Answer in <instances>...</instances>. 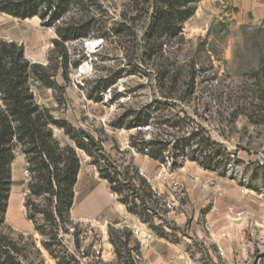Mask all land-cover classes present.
Instances as JSON below:
<instances>
[{
  "label": "rangeland",
  "instance_id": "374dc122",
  "mask_svg": "<svg viewBox=\"0 0 264 264\" xmlns=\"http://www.w3.org/2000/svg\"><path fill=\"white\" fill-rule=\"evenodd\" d=\"M83 1L71 9L70 17L83 21L94 19L93 33L90 38L68 44L71 58L69 82L66 83L62 71H58L55 78L64 87L62 97L58 93L57 101L56 94L50 89L51 103L40 106H48L46 108L55 119L68 121L74 127L102 140L105 151L111 154L112 159L119 160V163L125 161L127 165L131 158H135V164L143 170L146 179L152 180V175L162 170H179L168 166V162L173 161L172 153H165V163L152 162L131 148L130 137L137 135L136 130L117 129L111 124L126 110L145 106H152V110L156 103L168 106L170 115L178 114L182 119L187 116L190 119L189 126L203 130L201 139L209 141L206 153L215 156L218 163L216 172L219 174L228 175L243 184L242 179H249L248 172L252 170L256 173L264 169V28L239 24L230 17L222 16V13H219V18L210 17L208 11H205L206 15H197L188 20L179 38L163 42L161 59L148 60L143 56L141 63L139 54L143 44L142 36L148 27L146 1ZM201 1L196 4V10L199 5L203 6ZM7 19V29L2 30L5 34L24 35L25 40L32 45H37L42 39L43 61L35 58V62L43 66L56 65L58 54L52 43L57 37L54 28L43 26L39 17L27 21ZM121 23L125 25L122 28L119 27ZM113 29L119 35H113ZM31 48L36 49V46ZM76 62L77 67L74 66ZM84 67L86 70H82ZM163 70H168L170 76L177 75L186 82L193 75L196 81L194 94L182 99L186 89L183 87L173 97H161L155 76ZM119 72L122 73L120 79L113 86L112 92L104 95L102 102L88 99L86 89L98 76L113 77ZM36 81H30L33 93L41 84ZM118 94L120 96L114 100ZM53 133L61 145L73 144L58 127H53ZM158 133L157 122L151 120L143 132V138L149 140ZM171 135H174L173 132ZM167 138L173 139L172 136ZM17 152L15 158L20 157ZM191 155L202 161L205 154L186 153L189 159L180 168L191 163L201 166L197 160H192ZM249 155H253V160L248 161L250 165L245 161ZM79 156L81 160L86 159L83 180L87 179L88 182L91 180V157L82 151H79ZM231 160L238 169L236 174L227 173V165ZM26 169L27 162L22 167H12L13 184L6 214V233L17 243L20 252L18 258L22 264H57L56 259L43 247L42 236L35 231L26 216L24 202L30 178V175L25 174ZM109 193L107 188L110 196ZM157 208L161 217H165V210L161 206ZM159 221L155 219V223ZM75 223L79 225L80 249L75 247V239L71 234L63 233L60 239L78 264H149V261L151 264H164L158 257L145 260L141 246L135 242L134 232L127 227L114 226L122 235L130 231L133 233L132 243L129 244V247H134L131 257L119 244L114 246L110 242L109 228L112 222L105 221L103 216ZM145 226L152 231L148 225ZM169 227L170 240L182 244L187 252L186 258H175L172 264H211L206 247L196 242L184 227ZM115 248L120 251L118 255ZM218 264L223 263L218 261Z\"/></svg>",
  "mask_w": 264,
  "mask_h": 264
},
{
  "label": "trees",
  "instance_id": "16d2710c",
  "mask_svg": "<svg viewBox=\"0 0 264 264\" xmlns=\"http://www.w3.org/2000/svg\"><path fill=\"white\" fill-rule=\"evenodd\" d=\"M145 1L148 4V27L142 36L139 54L141 63L143 56L148 60L161 59L163 42L183 34L184 25L195 14L196 4L201 0ZM83 2L0 0V13L20 20L39 17L43 26L54 28L57 37L52 43L58 54L56 65L43 66L25 58L23 45L0 42V264H22L18 258L20 252L17 243L6 233V214L13 184L12 164L18 149L25 156L30 175L24 202L27 219L42 236L43 247L56 259L57 264H78L76 258L67 252L60 236L63 233L71 234L75 239V247L80 249L79 225L71 217L81 169L79 151L91 157L90 165L97 169L101 179L108 182L111 192L130 214L148 225L158 237L169 238L163 225L155 224L156 218L162 219L157 207L163 206V197L141 175L135 158H131L127 165L125 161L119 163V160L112 159L111 154L105 151L102 140L68 121L55 119L48 108L35 101L31 91L30 80L34 76L45 88L53 90L57 101L58 93L62 97L64 87L58 84L55 77L58 71H62L63 80L69 82L71 58L68 44L90 38L95 26L94 19L83 21L70 17L71 9ZM124 26L123 23L119 25L121 28ZM112 33L119 35L116 29ZM74 66L77 67V62ZM121 74L98 76L86 89L88 99L102 102L104 95L112 92ZM155 82L164 99L173 97L183 87L186 89L182 99L189 98L196 89L193 75L186 82L177 75L170 76L168 70L158 71ZM119 96H114V100ZM151 108L145 106L126 110L111 124L113 128L137 131L136 136L130 137L131 148L135 153L160 163L166 162L165 153H172L173 169L182 167L189 159L186 153L205 154L201 155L202 161L192 155L191 158L206 170H218L215 156L206 153L209 141L201 139L202 129L189 126L190 119L187 116L182 119L178 114L170 115V109L165 104L156 103ZM151 120L157 122L159 133L145 140L143 132ZM53 127L63 130L73 144L61 145L54 137ZM169 136L173 139H168ZM132 235L131 231L122 235L118 228H109L110 242L114 246L119 244L129 257L134 249L129 247ZM118 252L115 248L117 255Z\"/></svg>",
  "mask_w": 264,
  "mask_h": 264
},
{
  "label": "crops",
  "instance_id": "0c3cea01",
  "mask_svg": "<svg viewBox=\"0 0 264 264\" xmlns=\"http://www.w3.org/2000/svg\"><path fill=\"white\" fill-rule=\"evenodd\" d=\"M201 3L203 6L199 5L192 17L206 15L205 11H208L210 17L219 18L222 13V16L230 17L239 24L264 28V0H202ZM7 18L13 19L0 13V41L23 44L25 58L29 62L36 63L35 58L43 61L42 39L37 45L33 44L36 46L34 50L24 35L5 34L2 30L7 29ZM36 80L32 76L30 81ZM49 91L40 84L34 93L35 101L40 105L51 103ZM17 151L20 157L15 158L12 167L26 165L25 156L20 149ZM252 157L249 155L245 158L246 164L250 165L248 161H252ZM86 163L85 158L81 160L71 211L72 220L86 222L103 216L105 221L112 222V226L149 233L145 224L118 201L110 187H107L108 182L100 178L95 167L89 166L91 180H83ZM178 169L171 172L162 170L152 177L149 175L153 189L164 199H174L175 208L155 223L163 225L169 238L154 235L151 239L142 240L134 236L145 260L158 257L164 264H172L175 258L187 257L184 246L170 240L169 226L175 225L177 229L184 227L196 242L206 247L211 264H218V261L223 264H264V197L258 195L260 190H264V169L256 173L252 170L248 172L250 176L245 186L237 179L206 170L194 163ZM240 212H244V215L237 217ZM176 235L180 236L178 233Z\"/></svg>",
  "mask_w": 264,
  "mask_h": 264
},
{
  "label": "built area",
  "instance_id": "2783aa9c",
  "mask_svg": "<svg viewBox=\"0 0 264 264\" xmlns=\"http://www.w3.org/2000/svg\"><path fill=\"white\" fill-rule=\"evenodd\" d=\"M37 84H39V81L37 80L36 81ZM32 92H34L32 89H31ZM34 94V93H33ZM168 166L171 167V163L168 162ZM237 167L234 165V162L231 160L229 161L228 165H227V173L228 174H236L238 171H237ZM25 174L26 175H29V171L26 169L25 170ZM141 175L143 176V171H141ZM145 177V176H144ZM149 183H151V180L148 178L147 179ZM242 183H243V186H245L246 184H248V181L244 178L242 179ZM258 195L260 197H264V190H260V192L258 193ZM162 208L166 211V212H170V211H173L174 208H175V201L174 199L171 200V199H164L163 200V206ZM244 215V212H240L238 213L237 217H242ZM210 227H212V225H209ZM73 232V229L71 230V233ZM135 236H137L138 238H142L143 236L145 237V239H151L155 233L153 231H149V233H145L139 229H136L135 232H134ZM133 252V251H132Z\"/></svg>",
  "mask_w": 264,
  "mask_h": 264
},
{
  "label": "bare ground",
  "instance_id": "6f19581e",
  "mask_svg": "<svg viewBox=\"0 0 264 264\" xmlns=\"http://www.w3.org/2000/svg\"><path fill=\"white\" fill-rule=\"evenodd\" d=\"M84 69L86 70V68H85V67H84L82 70H84Z\"/></svg>",
  "mask_w": 264,
  "mask_h": 264
}]
</instances>
